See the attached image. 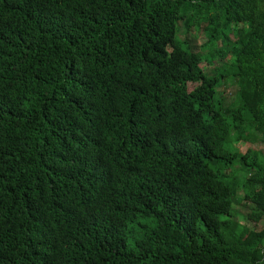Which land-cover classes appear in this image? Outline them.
Segmentation results:
<instances>
[{
    "label": "trees",
    "instance_id": "1",
    "mask_svg": "<svg viewBox=\"0 0 264 264\" xmlns=\"http://www.w3.org/2000/svg\"><path fill=\"white\" fill-rule=\"evenodd\" d=\"M0 264H264V0H0Z\"/></svg>",
    "mask_w": 264,
    "mask_h": 264
},
{
    "label": "rangeland",
    "instance_id": "2",
    "mask_svg": "<svg viewBox=\"0 0 264 264\" xmlns=\"http://www.w3.org/2000/svg\"><path fill=\"white\" fill-rule=\"evenodd\" d=\"M203 41H206V39L203 38L202 34L201 35L198 34L197 39H196L197 46L203 43ZM231 94H232V90H229V89H226L224 92V95L226 97L231 96ZM234 146L241 151H245L246 148L249 146V144L247 142L240 141V142L234 143ZM245 210L247 209L246 208L239 209L237 220L239 224H241V226L243 227L244 231H247L248 229L251 230L252 228H254L255 224H253L249 219H247Z\"/></svg>",
    "mask_w": 264,
    "mask_h": 264
},
{
    "label": "clouds",
    "instance_id": "3",
    "mask_svg": "<svg viewBox=\"0 0 264 264\" xmlns=\"http://www.w3.org/2000/svg\"><path fill=\"white\" fill-rule=\"evenodd\" d=\"M76 211H77V210H76ZM87 253L90 254V253H89V250H87ZM87 253H86V255H87ZM86 255H85V256H86ZM84 260H86V258H84Z\"/></svg>",
    "mask_w": 264,
    "mask_h": 264
}]
</instances>
